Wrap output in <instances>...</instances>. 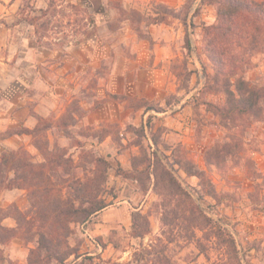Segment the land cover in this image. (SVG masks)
Wrapping results in <instances>:
<instances>
[{
    "label": "rangeland",
    "instance_id": "rangeland-1",
    "mask_svg": "<svg viewBox=\"0 0 264 264\" xmlns=\"http://www.w3.org/2000/svg\"><path fill=\"white\" fill-rule=\"evenodd\" d=\"M169 1L0 0V155L25 149L42 162L58 149L68 178L93 175L89 155L110 164L97 197L106 214L70 224L80 257L63 264H264V121L223 125L213 105L226 96L205 89L214 70L203 27L216 6ZM245 77L264 84V51ZM39 123L51 128L26 132ZM153 152L191 200L167 198L153 174L143 191L133 177L153 171L141 163ZM56 195L0 187V227L14 229L0 228V264H59L29 262L36 242L26 229ZM133 211L148 218L144 237Z\"/></svg>",
    "mask_w": 264,
    "mask_h": 264
},
{
    "label": "trees",
    "instance_id": "trees-1",
    "mask_svg": "<svg viewBox=\"0 0 264 264\" xmlns=\"http://www.w3.org/2000/svg\"><path fill=\"white\" fill-rule=\"evenodd\" d=\"M209 1L216 6L217 16L215 23L203 27V51L214 70L213 74L207 77L205 89H214L226 96L222 105H213L215 112L229 130L232 127L249 126L252 121H264V84L252 82L245 77L252 58L264 51V0ZM42 128L49 129L51 126L39 123L34 129L25 130L36 135ZM22 132L13 131L10 135ZM153 140L157 144V140ZM89 156L90 172L93 175H85L81 179L68 178L65 175L68 160L58 149L46 152L42 162L35 161L25 149L4 148L2 151L0 187L24 188L30 190L33 195L42 192V196L46 197L43 199L45 202L51 200L50 193L53 190L56 189L58 194L54 196L53 202H57L49 212L38 208L34 217L27 219L26 229L29 234L32 232L36 242V248L31 250L29 262L34 257L39 259L42 256L45 260H55L63 264L73 254L75 259L80 257L79 253L70 248L67 241L70 224L85 222L107 206L105 199L97 197L103 191L110 164L101 156ZM141 163H146L148 168L153 167V171L148 170L144 178L133 177L143 191L147 188L146 181H151L153 174L154 188L163 184L166 194L169 195L167 198L175 199L178 204L191 200L190 193L185 190L173 171L163 165L157 152H153L150 158L145 156ZM185 168L189 175L201 177L203 174L202 171L192 172L188 167ZM63 188L68 190L65 197L62 195ZM192 209L196 211L195 207ZM132 218L135 236L144 237L149 232L147 216L133 211ZM138 220L144 222V225H139ZM35 222L37 227H34ZM1 229L7 233L14 232V229L8 227ZM88 258L94 259L93 256ZM136 260L139 262V257H136ZM164 260L165 264H175L167 258ZM157 262H162V259H157Z\"/></svg>",
    "mask_w": 264,
    "mask_h": 264
},
{
    "label": "crops",
    "instance_id": "crops-1",
    "mask_svg": "<svg viewBox=\"0 0 264 264\" xmlns=\"http://www.w3.org/2000/svg\"><path fill=\"white\" fill-rule=\"evenodd\" d=\"M7 1V0H6ZM140 1H142V0H140ZM162 2H166V3H171V1H169V0H161ZM102 4H103V2H102ZM178 4V3H177ZM98 214H100L101 216H103V215H105L106 214V211H100Z\"/></svg>",
    "mask_w": 264,
    "mask_h": 264
}]
</instances>
